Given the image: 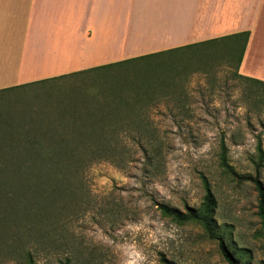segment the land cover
Here are the masks:
<instances>
[{"label": "rangeland", "instance_id": "rangeland-1", "mask_svg": "<svg viewBox=\"0 0 264 264\" xmlns=\"http://www.w3.org/2000/svg\"><path fill=\"white\" fill-rule=\"evenodd\" d=\"M129 5L120 0L124 11ZM255 22L260 49L264 14ZM194 51L144 57L0 92V136L17 124L16 116L37 111L44 115L42 126L37 122L30 128H55L57 115L67 111L70 117L80 101L91 106L79 107L73 118L92 112L96 127L103 128L112 125L102 122L106 117L118 115L125 121L123 130L133 131L129 137L123 134L116 160L78 157L81 168L72 172L82 189L37 224L34 234L40 232L45 249L37 264H61L66 258L70 264H228L219 242L201 225L176 223L159 209L162 204L181 211L199 208L204 178L216 197L214 218L228 245L242 264H264L258 192L250 180L258 178L264 185V86L236 76L234 59L224 51ZM242 71L240 66L238 73L246 77ZM71 118L60 129L70 128ZM137 119L141 127L132 124ZM140 128L156 135V149L135 137ZM222 142L235 175L221 164ZM5 159L0 158V168L10 160ZM0 178L6 187L5 172ZM6 237L0 236V258L12 259ZM0 264L17 262L0 259Z\"/></svg>", "mask_w": 264, "mask_h": 264}, {"label": "crops", "instance_id": "crops-1", "mask_svg": "<svg viewBox=\"0 0 264 264\" xmlns=\"http://www.w3.org/2000/svg\"><path fill=\"white\" fill-rule=\"evenodd\" d=\"M128 2L124 11L120 0H0V92L242 31V72L264 82V0Z\"/></svg>", "mask_w": 264, "mask_h": 264}, {"label": "trees", "instance_id": "trees-1", "mask_svg": "<svg viewBox=\"0 0 264 264\" xmlns=\"http://www.w3.org/2000/svg\"><path fill=\"white\" fill-rule=\"evenodd\" d=\"M250 35V31H242L193 45L108 64L71 75L90 73L144 57L159 56L179 50L197 49V51L191 52V54L207 55L224 51L234 59L236 76L246 78L248 81L264 86L263 81L243 77L238 73ZM62 77L46 79L31 85L57 80ZM135 92L137 93L138 91ZM109 98H113L116 101V99L120 100L121 96L111 97L109 95ZM84 102L80 101L77 104L76 112L69 114L70 117L67 116V111L57 115L61 117L56 120L58 126L55 128L36 129L38 124L41 125L40 122L43 120L42 117H44L42 111H37V113H32L31 115L23 114L16 116L17 124L13 125L9 130L2 131L0 141L10 140H8L9 142L5 141L6 145H0V158L6 157L5 160H10L7 162L5 168H0V172H5V177H7L4 185L6 187L4 188L2 181L5 178H0V236L7 235L6 238H9L4 244L7 245L6 253L10 254L9 257L12 259H6L4 257L0 259L14 260L17 264H37V255L45 251L38 238L40 232L34 234L35 231L37 232V224L45 218H50L53 212L61 209L67 197L79 195V191L82 189L77 184V179L72 172L74 169L81 168L80 165L82 164L78 157L80 155H86V158L91 162L97 160H116L118 151L122 149L123 134L126 137L131 136L133 131L123 130L124 125L122 122L125 121L120 119L118 115L106 117L104 120L99 118V121L103 120L102 122H104L106 120V123H112L111 126L103 128L96 127L99 124L97 122L98 119L95 113L90 111H88L90 112L89 114L80 115L79 120L73 118L78 114L79 107L89 108L91 106L90 102ZM105 102L109 104V102ZM81 103L83 104L81 105ZM52 118L55 119L56 117ZM70 118L73 119L69 124L70 128L60 129L64 124L69 123L67 121ZM133 123L139 124V127L142 124L140 119H137ZM29 125L36 126L33 129ZM142 129L140 128L134 132L136 134L135 137L138 136L141 140H148L156 149V135ZM14 139L18 140L15 141ZM153 141L156 142L153 143ZM157 149L159 150V148ZM227 152L226 144L222 142L221 164L227 171L229 170V173L235 175V171L231 169L227 162ZM260 152L259 166H262L263 153L261 149ZM1 162L3 161L1 160ZM250 180L255 184L258 192V214L262 220V236H264V185L258 178L252 179L250 177ZM203 182L205 196L199 208L187 206L184 211H181L177 208L162 204L159 206V209L163 216L172 219L176 223L186 224L193 222L201 225L209 237L219 242L221 254L228 264H242L236 253L228 245L225 233L219 230V225L214 218L217 209V200L208 180L204 178ZM70 263V258H66L64 262H61V264Z\"/></svg>", "mask_w": 264, "mask_h": 264}]
</instances>
